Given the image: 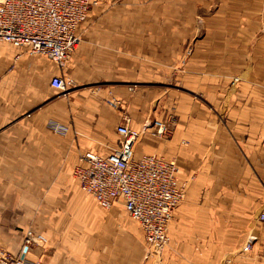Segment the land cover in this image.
<instances>
[{
  "label": "crops",
  "instance_id": "1",
  "mask_svg": "<svg viewBox=\"0 0 264 264\" xmlns=\"http://www.w3.org/2000/svg\"><path fill=\"white\" fill-rule=\"evenodd\" d=\"M97 1L64 69L0 42V247L22 254L33 229L48 244L29 263L152 264L122 204L104 210L74 176L82 155L120 147L129 117L172 130L135 147L181 167L165 261L264 264V0ZM57 75L74 81L67 94Z\"/></svg>",
  "mask_w": 264,
  "mask_h": 264
},
{
  "label": "built area",
  "instance_id": "2",
  "mask_svg": "<svg viewBox=\"0 0 264 264\" xmlns=\"http://www.w3.org/2000/svg\"><path fill=\"white\" fill-rule=\"evenodd\" d=\"M97 0H0V42L26 51L30 56H43L64 69L80 45L79 26L86 21ZM191 51L188 52L190 54ZM52 88L67 94L74 86L68 77L54 76ZM115 110L122 104L116 98L106 100ZM125 117L117 132L120 147L107 155L84 154L74 171L81 189L92 196L104 210L122 204L126 216L140 225L148 245L146 258L153 264H170L164 253L171 246L169 229L176 208L184 202L185 190L180 185L181 167L177 160L159 155L136 158L135 147L143 133L159 138L170 134L169 126L156 121L139 132L130 128ZM61 133L59 124H51ZM264 228V208L259 215ZM264 243V231L262 237ZM258 238L250 235L244 250L250 252ZM48 239L29 230L22 254L15 256L0 250V264H30L23 258L25 250L46 246Z\"/></svg>",
  "mask_w": 264,
  "mask_h": 264
},
{
  "label": "rangeland",
  "instance_id": "3",
  "mask_svg": "<svg viewBox=\"0 0 264 264\" xmlns=\"http://www.w3.org/2000/svg\"><path fill=\"white\" fill-rule=\"evenodd\" d=\"M35 57H41V56H35ZM57 66V65H56ZM156 122V121H155ZM155 122H153V123H151V124H148L147 126H152ZM163 123V122H162ZM170 123V122H169ZM167 126H169V129H170V134H168L165 138H162V139H166V138H170V136L172 135V130H171V127H170V125L169 124H167V123H165ZM159 138V137H158ZM126 219L131 223V225L132 224H135L133 221H131L130 220V218L128 217V216H126ZM137 226V225H136ZM33 232H35L33 229H31ZM138 231H140V229H138ZM36 233V232H35ZM135 233H137V232H135ZM138 234V233H137ZM46 247V246H45ZM44 246H41V247H39L41 250H43L44 248H45ZM38 248V249H39ZM0 250H3V251H5L4 249H2L1 247H0ZM30 264H43L42 263V261H38V262H30ZM153 264V263H152Z\"/></svg>",
  "mask_w": 264,
  "mask_h": 264
},
{
  "label": "water",
  "instance_id": "4",
  "mask_svg": "<svg viewBox=\"0 0 264 264\" xmlns=\"http://www.w3.org/2000/svg\"><path fill=\"white\" fill-rule=\"evenodd\" d=\"M27 252V250H25Z\"/></svg>",
  "mask_w": 264,
  "mask_h": 264
}]
</instances>
